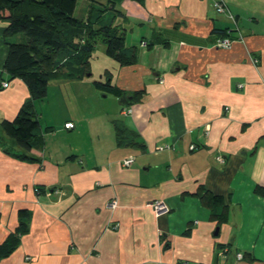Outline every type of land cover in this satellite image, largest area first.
Here are the masks:
<instances>
[{"label": "crops", "instance_id": "0c3cea01", "mask_svg": "<svg viewBox=\"0 0 264 264\" xmlns=\"http://www.w3.org/2000/svg\"><path fill=\"white\" fill-rule=\"evenodd\" d=\"M111 13L135 63L120 66L97 45L84 77L51 78L34 103L38 160L16 157L0 128V245L18 210L29 212L0 264H264V194L255 190L264 187V0H116ZM215 29L235 39L230 48L214 45L223 37ZM107 77L127 102L95 88ZM28 97L21 79L0 85V122ZM113 119L135 143H117ZM199 187L222 195L224 223L211 219ZM156 201L167 209L156 213Z\"/></svg>", "mask_w": 264, "mask_h": 264}, {"label": "trees", "instance_id": "16d2710c", "mask_svg": "<svg viewBox=\"0 0 264 264\" xmlns=\"http://www.w3.org/2000/svg\"><path fill=\"white\" fill-rule=\"evenodd\" d=\"M0 0V20L5 23L3 31L7 52L3 72L7 79L18 78L27 86L29 97L19 107L13 119L0 122L2 132L11 138L21 150L14 155L29 161L38 160L30 151L42 144L40 126L34 103L45 98L48 81L53 77H84L89 73L90 58L99 43L104 44L105 55L120 66L135 63V46L125 42L124 31L114 23L116 0ZM220 35H229L225 29H215ZM142 42V41H141ZM95 88L117 97L125 93L110 83L93 80ZM140 91L129 92L131 100L138 99ZM127 102V101H126ZM118 144L135 143L136 133L128 129L120 119H113ZM8 152V151H7ZM256 192L264 194V187L256 186ZM202 204L210 209L211 219L217 226L228 218V208L220 194L199 187L197 192ZM26 209L18 210L19 222L14 233L0 245V254L10 253L26 231ZM225 253L226 249L217 248ZM239 252V251H237ZM235 252V258L236 253ZM242 253V258L245 254Z\"/></svg>", "mask_w": 264, "mask_h": 264}, {"label": "built area", "instance_id": "2783aa9c", "mask_svg": "<svg viewBox=\"0 0 264 264\" xmlns=\"http://www.w3.org/2000/svg\"><path fill=\"white\" fill-rule=\"evenodd\" d=\"M214 7H215V10L217 12H225L226 11V6L223 2H215L214 4ZM235 41V39L233 37H230V36H223V37H218L215 42H214V45L217 46V47H221V48H230L233 44V42ZM251 61L252 63H257L258 62V57L257 56H254L251 58ZM8 85L7 82H2V86L3 87H6ZM238 87H242V84H237ZM64 126L65 127H72L73 126V123L71 121H68L66 123H64ZM160 149H162V147H159ZM191 149L194 148L193 145L190 146ZM133 162V157L132 156H128L126 158H124L122 161H121V165L124 166V167H128L132 164ZM117 204V201L115 199H112L111 202H110V206L112 208H114ZM151 207L153 208V210L156 212V213H160L162 211H165L167 209L165 203L163 201H156L154 203L151 204ZM219 254H223V252H219ZM236 259L237 260H241L242 259V253L241 252H237L236 253Z\"/></svg>", "mask_w": 264, "mask_h": 264}, {"label": "rangeland", "instance_id": "374dc122", "mask_svg": "<svg viewBox=\"0 0 264 264\" xmlns=\"http://www.w3.org/2000/svg\"><path fill=\"white\" fill-rule=\"evenodd\" d=\"M81 1H82V0H79V2H78V5H77L76 10H75V15H77V9H79V7H80V5H81ZM127 42H128V43H131V40L128 38V39H127ZM100 46H103V47H104V44H103V43H99V44H98V47H100ZM107 97H109L108 99H114V97L111 96V95H110V96H107ZM107 97L105 98L106 100L104 99L105 102H103V103L109 105L111 102H109V100H107ZM111 101H112V100H111ZM112 102H113V101H112ZM46 113H47V114H50V112L47 111V110H46Z\"/></svg>", "mask_w": 264, "mask_h": 264}, {"label": "water", "instance_id": "95a60500", "mask_svg": "<svg viewBox=\"0 0 264 264\" xmlns=\"http://www.w3.org/2000/svg\"><path fill=\"white\" fill-rule=\"evenodd\" d=\"M126 99H127V98H126L125 96H121V97L119 98L118 102L124 104V103L126 102ZM217 231H218V228H216L214 234H216Z\"/></svg>", "mask_w": 264, "mask_h": 264}]
</instances>
